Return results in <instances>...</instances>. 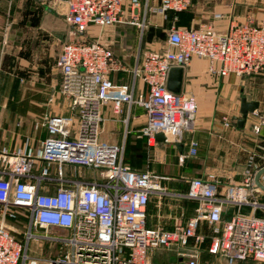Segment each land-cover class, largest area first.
I'll return each mask as SVG.
<instances>
[{
  "label": "built area",
  "instance_id": "obj_1",
  "mask_svg": "<svg viewBox=\"0 0 264 264\" xmlns=\"http://www.w3.org/2000/svg\"><path fill=\"white\" fill-rule=\"evenodd\" d=\"M38 1L50 6L64 2V18L81 36L64 43L57 61L61 89L78 124L73 134L72 116H50L49 136L40 148L0 150V264H166L154 262L151 251L171 244L187 247L191 240L203 243L205 236L198 233L203 222L213 227L211 254H222L230 263L252 259L264 264V216L242 211L246 205L264 208L255 183L264 164L240 182L224 184L215 173L191 179L185 196L198 201L195 216L174 229L151 227L148 205L152 195L167 194L164 177L131 168L122 146L100 140L103 106L112 102L119 113L124 102H136L146 110L142 133L149 144L159 132L167 141L180 142L195 122L197 98L169 89L170 70L200 57L211 61L213 74H264V8L259 20L233 21L225 31L211 25L171 28L169 47L145 51L134 67V76L148 88L147 96L135 98L130 86L110 78L119 62L107 44L84 37L89 27L130 23L143 32L148 10L181 12L194 0H160L159 6L146 0L142 11L140 0H131L129 12L126 0ZM225 124L231 125L227 117ZM196 147L193 141L192 154ZM77 168L97 171L99 178L75 177ZM229 206L235 210L225 219ZM8 219L27 226L23 236L11 230ZM55 228L68 232L51 233ZM39 240L63 242L66 248L55 256L33 255L30 243ZM184 255L187 264H198L199 251Z\"/></svg>",
  "mask_w": 264,
  "mask_h": 264
},
{
  "label": "crops",
  "instance_id": "obj_2",
  "mask_svg": "<svg viewBox=\"0 0 264 264\" xmlns=\"http://www.w3.org/2000/svg\"><path fill=\"white\" fill-rule=\"evenodd\" d=\"M243 1L194 0L188 9L181 12L148 10L146 27L160 30L158 42L155 38L152 41L151 37L142 40L141 31L137 38L136 32L125 27L127 23L105 27L91 25V39H99L112 48L119 62L118 69L110 72V78L118 84L130 86L135 98L147 96V85L133 73L145 51L167 49L168 33L173 27L211 25L225 31L233 21L259 20L264 1ZM140 2L142 11L146 0ZM148 3L159 6L160 0H148ZM125 6L129 12L131 0H126ZM70 27L63 13L49 9L38 0H0V150L11 152L29 147L37 150L49 136L47 121L54 115L72 116L73 134L76 132L78 116L71 109L69 98L62 92V73L57 64L63 43L70 35ZM210 66V60L200 57L182 66L184 71L179 93L194 95L198 110L193 126L184 130L178 143L156 139L149 144L142 133L147 120L146 110L136 102H124L119 113L114 112L112 102L103 106L100 140L122 146L124 162L133 165L135 170L146 171L136 169L142 168L144 163L158 164L157 169L160 170H147L164 177L162 183L167 194H154L150 201L158 197L161 209L167 197L185 200L194 210L186 222L196 214L198 207L197 200L185 196L191 179L215 173L224 184L240 182L250 171L264 164V74L238 76L231 73L222 76L211 73ZM244 98L247 102H257L258 107L248 112L243 126H240L238 119L242 118ZM225 117L231 118L230 126L225 124ZM193 141L197 142L195 154L191 153ZM181 154L186 155L182 163L179 162ZM74 173L75 177L99 178V173L92 169L77 168ZM257 187L259 201L264 203V189ZM149 206L150 203L147 224L159 226V221L150 217ZM182 209L181 205L175 207L177 218L185 215ZM234 210L227 207L225 219ZM242 211L264 216V208L253 210L246 205ZM157 215L161 217L160 212ZM14 222L8 225L21 237L22 232L17 227L21 224ZM206 224L201 223L198 232L205 234ZM53 232L67 233L68 230L55 228ZM159 250L154 248L151 251L152 260L167 264L165 260L155 259ZM32 254L42 255L35 251Z\"/></svg>",
  "mask_w": 264,
  "mask_h": 264
},
{
  "label": "rangeland",
  "instance_id": "obj_3",
  "mask_svg": "<svg viewBox=\"0 0 264 264\" xmlns=\"http://www.w3.org/2000/svg\"><path fill=\"white\" fill-rule=\"evenodd\" d=\"M240 1H242V0H240ZM263 1L264 0H244L243 3H251V2L261 3ZM45 5L49 9H53L57 13H63L64 12V8H65L64 2L57 3V4H51L52 6L47 5V4H45ZM124 25L126 28H128V30L132 29L134 32H136L135 35L138 38L140 31H141L139 26L130 25V23H127ZM70 28H72V27H70ZM72 29H71L70 35L66 41L75 40V39H78L81 37L76 32L72 31ZM84 37L91 39V27L88 29V32L85 34ZM142 37H143L142 40L148 39V37L149 38L151 37L152 41L155 38L156 39L155 41L158 42L159 41L158 39L161 37L160 36V30L145 27ZM64 43H63V45H64ZM153 47L154 46H152V48ZM155 48H156V46H155ZM157 48H158V46H157ZM197 110H198V102H197ZM196 114H197V112H196ZM195 118H196V115H195ZM228 120L232 124L230 117H228ZM224 122H225V119H224ZM139 142H140V144L143 143L141 139H139ZM149 151H151V150L149 149ZM125 153L127 154V152H125ZM185 157H186V155L183 158L179 156V162L182 163L184 161ZM128 165L131 168H133V165H131V164H128ZM152 165H154V166L152 167ZM157 167H158V164H155V163L152 164V163L148 162V163H144L142 168H136V169L146 170V171H147V169H154V170H158V169L160 170L161 169V168L157 169ZM170 171H171V168H170ZM152 172H154V171H152ZM260 180H261V178H260ZM158 200H159L158 197H153V199L149 202L150 203L149 214H150V217L157 219L156 220L157 222L159 221V226L162 228L170 229L171 226H173L175 228L177 226H180V225L182 226V225L186 224L188 222V221L186 222L187 217L191 216L193 211H194L193 206L190 203L188 204L185 200H178V199L174 200L173 198L171 199L169 197H167V198H165V200H163V202H165V206H163L161 209H159ZM177 205H181V207L183 208L182 210H183V213L185 214L184 216L181 215L178 218L176 217L177 215L175 213V207ZM159 212H160V216H161L160 218L156 217V216H158L157 214ZM154 215H155V217H153ZM224 217H225V215H224ZM261 217H263V216H261ZM7 222L8 223L14 222V220L11 221L10 219H8ZM14 223H16V221ZM19 224H21V223H19ZM206 225H207L206 231H204L205 234H203L205 236V240L203 243L196 245L195 241L191 240L187 247H182V246L176 245V244L158 247V248H160V250L157 252L155 259L165 260L167 262V264H187V258H185L184 253H188V251H196L197 250V251H199V254H200L198 264H260L259 262H256L252 259L237 260V261H234L233 263H230L226 259V257L223 256L222 254H211L208 251V249H209V246L211 243L210 241H212V237L214 235L213 234V227L210 226L209 224H206ZM17 227L22 232V236H23V232L27 229V226L25 224H21V225L17 224ZM174 228H172V229H174ZM51 233H54V232H51ZM198 233L201 234L200 232H198ZM209 237L211 238V240ZM208 243H209V245H208ZM60 248L62 251L65 250L66 246L64 245L63 242H60L59 244H56V245H53L52 242H50L48 240L32 241L30 243V251H32V249H33V251H35L36 253H42V255L47 256V257L55 256ZM206 248H207V250H206Z\"/></svg>",
  "mask_w": 264,
  "mask_h": 264
},
{
  "label": "water",
  "instance_id": "obj_4",
  "mask_svg": "<svg viewBox=\"0 0 264 264\" xmlns=\"http://www.w3.org/2000/svg\"><path fill=\"white\" fill-rule=\"evenodd\" d=\"M183 67L175 66L170 70L169 78H168V87L170 90L174 92H179L181 90L182 80H183ZM258 107V103L255 101L247 102L244 98L242 102V118L238 119V124L243 126L245 118L247 117L248 112H253ZM156 139L158 141H166L167 138L163 132H159L156 135ZM264 173V167L257 171L255 175L256 184L264 189V184L261 182V175ZM40 230L45 231V228H40Z\"/></svg>",
  "mask_w": 264,
  "mask_h": 264
}]
</instances>
